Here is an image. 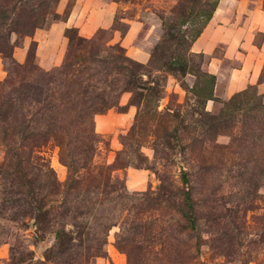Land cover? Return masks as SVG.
Listing matches in <instances>:
<instances>
[{
	"label": "rangeland",
	"instance_id": "obj_1",
	"mask_svg": "<svg viewBox=\"0 0 264 264\" xmlns=\"http://www.w3.org/2000/svg\"><path fill=\"white\" fill-rule=\"evenodd\" d=\"M263 21L264 0H0V264H264Z\"/></svg>",
	"mask_w": 264,
	"mask_h": 264
},
{
	"label": "crops",
	"instance_id": "obj_2",
	"mask_svg": "<svg viewBox=\"0 0 264 264\" xmlns=\"http://www.w3.org/2000/svg\"><path fill=\"white\" fill-rule=\"evenodd\" d=\"M260 29L264 30V21L261 23ZM229 37H231V35H229ZM260 65L261 63L257 57V53H248L247 56H245L241 66L233 70L231 79L229 81V89H232L233 87L234 89L235 87L240 88L254 82ZM234 77H236V80Z\"/></svg>",
	"mask_w": 264,
	"mask_h": 264
}]
</instances>
